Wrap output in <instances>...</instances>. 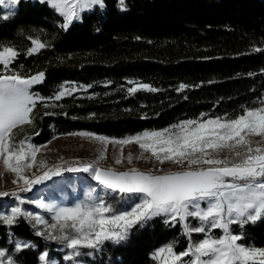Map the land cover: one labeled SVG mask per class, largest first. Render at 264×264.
Wrapping results in <instances>:
<instances>
[{"label":"trees","instance_id":"obj_1","mask_svg":"<svg viewBox=\"0 0 264 264\" xmlns=\"http://www.w3.org/2000/svg\"><path fill=\"white\" fill-rule=\"evenodd\" d=\"M105 3V9L83 13L67 30L60 27L63 18L39 0H22L7 20L2 17L8 13L0 10V48L11 46L20 53L13 67L25 76L45 73L44 83L35 85L34 92L50 97L66 82L83 86L60 101H48L59 106L37 104L36 127L26 131L34 144L79 131L124 138L197 119L202 113L235 117L242 105L255 107L264 97V53L252 51L264 48V0ZM33 39L48 46L29 56ZM136 84L158 91L129 94L128 88ZM180 84L191 87L178 91ZM165 219L156 217L134 228L120 244L106 243L100 251L84 249L92 255L77 259L85 264H158L152 254L160 247L175 241L180 252L188 245L181 225L170 226ZM232 228L243 231L242 243L264 247V220ZM36 230L24 219L11 228L0 222V248L8 249L16 264H40L44 250L58 264H70L63 259L70 249L37 236ZM10 235L36 248L17 253ZM192 238L202 239L203 234Z\"/></svg>","mask_w":264,"mask_h":264},{"label":"snow or ice","instance_id":"obj_2","mask_svg":"<svg viewBox=\"0 0 264 264\" xmlns=\"http://www.w3.org/2000/svg\"><path fill=\"white\" fill-rule=\"evenodd\" d=\"M21 2L0 0V8L8 9L2 19L14 16ZM39 2L47 3L63 18L60 27L64 30L81 21L83 13L106 8L105 0ZM119 3L123 6L124 0ZM32 45L27 51L29 56L48 46L39 39H33ZM252 51L264 53V48L255 47ZM19 55L14 47L0 48V165L3 166L0 177L12 173V183L18 187L0 190V198L12 197L18 202L7 214H0V222L9 228L21 219L32 223L37 236L71 250L64 260L80 264L77 258L102 250L106 243L127 241L134 228L144 227L156 217H165L170 226L181 225L188 245L180 252L175 250V241L160 247L152 254L158 264H264V247L242 243L243 231L234 232L232 228L237 225L243 229L264 220V97L258 98L255 107L242 105L235 117L227 114L208 117L202 113L197 119L119 139L89 131L68 133L98 142L102 146L98 155L86 161L60 157L57 163L50 164L46 159L38 162L47 145L32 143L27 134L18 139L19 131L25 126L36 127L38 103L44 108L59 106L48 101H60L83 86L70 87V82H66L53 96H41L32 89L44 83L45 73L22 75L13 67ZM189 87L180 84L178 91ZM140 90L158 91L148 84H136L127 91L135 94ZM132 144L139 147L140 153L134 156L129 152L125 157L124 147ZM108 145L120 146L114 165H125L126 161L128 166L123 170L102 163L107 160ZM141 159L153 162L154 166L147 169L133 166L135 160ZM165 164L170 167L156 166ZM34 168L39 172L29 174ZM65 173H87L97 182L99 191L89 186L84 199L73 206L44 199L26 201L21 196L48 181L55 186L54 178ZM25 203L49 213L52 222L26 211L22 207ZM190 218L197 224L193 225ZM217 229L219 236L214 233ZM194 233L203 234V238L193 240ZM9 242L17 253L36 248L34 243L11 235ZM84 249L92 251L86 253ZM38 260L40 264H58L47 250L39 254ZM0 264H16L8 249L0 248Z\"/></svg>","mask_w":264,"mask_h":264},{"label":"rangeland","instance_id":"obj_3","mask_svg":"<svg viewBox=\"0 0 264 264\" xmlns=\"http://www.w3.org/2000/svg\"><path fill=\"white\" fill-rule=\"evenodd\" d=\"M0 10L8 13V9L0 8ZM30 127L25 126L23 130L19 131L18 139L23 138L26 131ZM167 128V127H166ZM161 130V129H158ZM132 136V135H131ZM58 138L52 139L49 142L41 145H47V148L42 149L38 156V162L40 159H46L50 164L59 162V158L63 157L68 160H90L94 159L101 149V145L98 142H90L78 136H70L67 134L56 136ZM119 139V138H118ZM33 143V142H32ZM118 145H108L107 146V160L102 163L113 164L116 155L119 154ZM131 152L134 156L140 153V149L137 145L132 144L124 147L125 157ZM147 155V154H146ZM115 166H128L126 161L125 165H115ZM140 169H147L154 166L153 162L145 159L135 160L134 165ZM157 167H163L167 169L170 165L165 164L163 166L156 165ZM0 171H3V166L0 165ZM32 172H39L38 168L29 170V174ZM14 175L12 173H5L3 177H0V190L12 191L14 189L18 190L17 185L12 183ZM55 186H53V181H48L46 185H37L33 188L31 192L21 193V196L26 200L34 199H44L46 202L55 201L56 203L63 204L66 206H73L75 203L84 199V193L86 189L91 187H97V182H93L88 179L86 173H65L63 177L54 178ZM22 185V181L20 182ZM17 201L12 197L0 198V214H7L10 208L17 205ZM22 207L33 213L34 215H42L45 219H48L51 223V216L49 213L45 212L43 209L38 208L35 204L25 203ZM119 208L120 205L118 204ZM193 225L197 224V221L191 220ZM42 227V226H37ZM215 235L219 236L220 230H214ZM71 251V250H70ZM69 251V252H70ZM68 252V253H69ZM67 253V254H68ZM80 264H85L80 259H78ZM158 262V261H157ZM70 264H75V262H70Z\"/></svg>","mask_w":264,"mask_h":264},{"label":"bare ground","instance_id":"obj_4","mask_svg":"<svg viewBox=\"0 0 264 264\" xmlns=\"http://www.w3.org/2000/svg\"><path fill=\"white\" fill-rule=\"evenodd\" d=\"M104 165H106V166H115V165H113V164H106V163H103ZM117 168H119V169H121V170H123L125 167H127V166H116ZM136 167V166H135ZM86 175H87V177H88V179H90L91 181H93V182H96V181H94V180H92L91 179V177L86 173Z\"/></svg>","mask_w":264,"mask_h":264}]
</instances>
